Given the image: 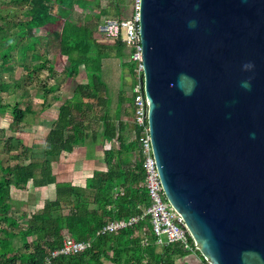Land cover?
<instances>
[{"label": "water", "instance_id": "water-1", "mask_svg": "<svg viewBox=\"0 0 264 264\" xmlns=\"http://www.w3.org/2000/svg\"><path fill=\"white\" fill-rule=\"evenodd\" d=\"M165 194L211 264H264V0H141Z\"/></svg>", "mask_w": 264, "mask_h": 264}, {"label": "trees", "instance_id": "trees-1", "mask_svg": "<svg viewBox=\"0 0 264 264\" xmlns=\"http://www.w3.org/2000/svg\"><path fill=\"white\" fill-rule=\"evenodd\" d=\"M101 1L0 0V10L2 4L13 10L17 7L13 13L0 12V115L10 113L14 122L21 124L28 121L27 114L36 113L30 104L23 107L20 101L4 102L2 93L13 84L24 90H42L44 100L50 94L59 99L57 92L64 84L74 85L73 95L60 106L47 136L46 158L30 159V146L15 135L8 144L9 153L19 150L14 154L15 164H5L0 158V264H48L51 252L60 248L67 236L91 239L92 247L59 254L49 264H104L106 258L114 264H175V258L186 253L180 243H169L157 251L158 237L150 216L119 233L97 235L109 221L139 215L150 204L141 146L137 140L127 138L129 123L121 120L123 111L127 116L133 113L132 94L120 91L113 112L111 98L104 96L109 95V86L103 77V59L112 53L128 56V48L121 40L100 41L98 35L103 34L99 25L109 15L126 18V0H108L106 7ZM79 10L86 16L82 17ZM51 23L58 24L37 36L36 30ZM26 40L28 43L21 46ZM19 49L23 62L30 50L32 60L40 62L29 67L24 78L6 81L3 73L16 72L20 65L14 54ZM127 66L133 76L136 63L129 61ZM81 69L87 80L78 83L74 80ZM44 70L47 75L41 80L39 73ZM99 135L116 141L118 146L102 149L107 169L95 171L86 188L58 184L57 198L46 201L41 210L9 214L12 187L21 188L30 180L35 186L54 183L52 159L48 156L71 152L88 136ZM63 203L70 204L69 209ZM65 229L70 234L65 235ZM124 235L128 239L123 243Z\"/></svg>", "mask_w": 264, "mask_h": 264}, {"label": "built area", "instance_id": "built-area-1", "mask_svg": "<svg viewBox=\"0 0 264 264\" xmlns=\"http://www.w3.org/2000/svg\"><path fill=\"white\" fill-rule=\"evenodd\" d=\"M132 12L126 18L109 16L99 25V31L110 41L121 40L127 45L129 61L136 63L132 82V124L134 138L141 146L144 155L145 183L150 204L143 213L128 219L109 221L97 231V235L119 233L150 216L158 243L167 237L168 243H180L186 252L195 255V264H211L201 253L200 246L192 235L186 221L167 198L157 167L148 123L149 100L145 91L144 65L142 58L140 4L141 0H131ZM61 249L53 250L50 259L59 254H72L85 251L92 247V240H78L71 236L64 238Z\"/></svg>", "mask_w": 264, "mask_h": 264}, {"label": "crops", "instance_id": "crops-1", "mask_svg": "<svg viewBox=\"0 0 264 264\" xmlns=\"http://www.w3.org/2000/svg\"><path fill=\"white\" fill-rule=\"evenodd\" d=\"M126 1L129 2L130 8L127 12V15L129 16V14H131L132 12V2L131 0ZM108 41L111 42L110 40H107L106 42ZM128 62L129 58L127 55L122 58L114 53H112L111 56L105 57L103 59V77L109 86V95L105 94L104 96H109L112 100L111 112H113V110H115L117 107L120 91H126V88L128 87L130 94H132L131 87L133 82V76L129 72V68L127 66ZM86 80L87 77L85 71L81 69L79 75L75 78L74 81L82 83ZM73 86L74 85L72 84H64L62 94H60V92H57L59 99L55 98L53 95L50 94L46 98V100H44L43 95H41L40 102L42 105H40L39 107V123L37 125H40L38 130H42V135H44V158H46V139L49 134V131L54 121L58 117L60 106L66 99L70 98L73 95ZM124 112L125 111H123L121 114V120L126 123H129L127 133H125L127 135V138L133 139V113L131 116H127ZM117 146L118 144L116 141L105 140L104 137L101 135L97 136V138H94L93 136H88L84 143L76 146L73 151L62 152L60 155L54 157L48 156L50 159H52V172L56 178V181L54 183H49L44 186H35L34 182L30 180V186L32 185L31 191H34L33 193L35 194L34 200L31 202V205L36 206L37 203V210H41L44 207L46 201L56 199L58 196V184L86 188L89 178L94 175L95 171L107 169L108 164L104 157L102 149ZM13 192L14 187H12L11 190L12 199L14 195ZM21 199L22 198H20V200ZM31 205L30 209H32ZM63 206L66 209H69L70 204L63 203ZM28 212H33V210ZM64 234L67 235L70 233L67 229H65ZM127 239L128 236L124 235V238L122 240L123 243L126 242ZM167 244L169 243L167 242V237L164 235L160 243H158L157 241V251H161L163 246ZM195 260V255L186 252L185 254L175 258V264H195ZM104 264L114 263L110 259L106 258L104 259Z\"/></svg>", "mask_w": 264, "mask_h": 264}, {"label": "rangeland", "instance_id": "rangeland-1", "mask_svg": "<svg viewBox=\"0 0 264 264\" xmlns=\"http://www.w3.org/2000/svg\"><path fill=\"white\" fill-rule=\"evenodd\" d=\"M107 3H108V0L101 1V5L103 7H106ZM122 6L124 7V4H122ZM129 8H130L129 2L126 1L125 3L126 13L129 11ZM16 9L17 7H14V10H13V8L8 7L6 4H2L0 12L3 14L13 13ZM78 12L79 14L82 15V17L86 16L85 11L79 10ZM110 12L111 13L114 12V7L110 8ZM110 16L115 17L114 15H110ZM57 24H54V23L46 24L44 27L36 30L37 36L44 35L48 31L50 32L54 27L57 26ZM98 38L100 39V41L108 40V39L105 40L104 39L105 37L103 35H98ZM28 41L29 40L22 42L21 46L26 45ZM31 53H32V50L28 51V54L23 62V57H22V53L20 49L14 52L15 56L19 60L20 65L17 68L16 72L3 73L6 81L12 78L19 79L20 77L25 75L29 67L31 69L32 65L40 62V60L38 61L32 60ZM59 67L61 68L62 65L59 64ZM0 69H1V66H0ZM46 75H47V71L46 70L42 71L41 73H39V79L41 80L45 79ZM22 82H23V85L25 86L26 83H24V80ZM62 89L59 91L60 94H62ZM126 91L129 92L128 87L126 88ZM41 94H42V90H38L35 88H28L27 90H24L23 87L16 88L14 84L9 88L8 91L2 93L4 102H10L11 104H15L16 102L20 101L23 107L30 104L33 106V110L36 112L35 115L31 113L27 114L26 118L28 119V121H24L21 124L14 122V118L10 115V113H6L5 115H0V152H1L0 158H2L5 164H11V165L15 164L14 154H16L19 150L17 152L16 150L15 151L10 150L11 153H9V150H8V144L11 143L10 138L14 135L19 136L21 140L23 141V143L28 144L30 146L31 149L29 150V154H28L30 159H41L42 160V158H44V152H43V147H44L43 136L44 135H42V130L40 131L38 130L40 125H37L39 123L38 121L39 107L40 105H42L40 102ZM2 174L3 173L0 172V176ZM30 183L31 182H28L27 184H23L21 188L14 187L13 199L11 198L13 207L11 211H9V214L18 215V214H22L23 212H28L32 210L33 212L37 211V206H38L37 203H36V206L31 205V202L34 200L35 194L33 193L34 191H31L32 185L30 186ZM20 198H22L23 200L22 199L20 200ZM30 205L32 206V209H30ZM1 224L3 223L0 222V225Z\"/></svg>", "mask_w": 264, "mask_h": 264}, {"label": "bare ground", "instance_id": "bare-ground-1", "mask_svg": "<svg viewBox=\"0 0 264 264\" xmlns=\"http://www.w3.org/2000/svg\"><path fill=\"white\" fill-rule=\"evenodd\" d=\"M73 238H74V237H73ZM62 244H63V243H62ZM60 249H61V247H60V248H58V249H57V251H58V250H60ZM68 255H69V254H68ZM52 258H53V257H52Z\"/></svg>", "mask_w": 264, "mask_h": 264}]
</instances>
